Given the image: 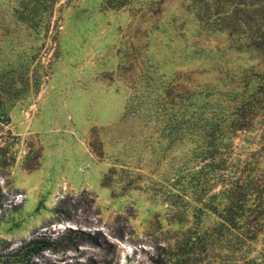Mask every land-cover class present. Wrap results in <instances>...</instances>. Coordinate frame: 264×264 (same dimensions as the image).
Here are the masks:
<instances>
[{
	"label": "rangeland",
	"instance_id": "obj_1",
	"mask_svg": "<svg viewBox=\"0 0 264 264\" xmlns=\"http://www.w3.org/2000/svg\"><path fill=\"white\" fill-rule=\"evenodd\" d=\"M181 1L162 6L175 27L165 36L148 30L137 7L60 0L45 32L20 26L9 14L14 0H0V73L12 75L17 93L0 109V239L13 245L75 228L98 237L45 250L34 264L227 263L223 251L183 252L192 217L174 208L179 200L167 202L175 192L167 174L183 165L163 150L150 117L130 114L153 68L169 75L187 62L182 31L193 30ZM38 58L36 90L20 92L19 61ZM255 142L253 132L235 138L252 150Z\"/></svg>",
	"mask_w": 264,
	"mask_h": 264
},
{
	"label": "trees",
	"instance_id": "obj_2",
	"mask_svg": "<svg viewBox=\"0 0 264 264\" xmlns=\"http://www.w3.org/2000/svg\"><path fill=\"white\" fill-rule=\"evenodd\" d=\"M59 1L14 0L9 14L20 26H42L46 32ZM167 1L102 4L112 9L137 7L148 15L150 32L156 27L167 36L175 28L161 19ZM183 3L193 30L182 31L187 62L169 75L153 68L145 87L136 91V103H129L130 114L150 117L163 150L171 156L177 151L176 164L183 165L167 174L175 189L167 202L174 205L179 200L182 206L174 208L192 217L194 229L185 235L183 252L223 251L226 264H264V0ZM242 54L249 59H241ZM31 64L19 61L20 92L37 88L34 75L42 66L40 58ZM137 67L133 65L135 74ZM11 76L0 73V109L3 98L17 96ZM241 132L254 133L257 150L235 143ZM1 199L0 193V205ZM97 242L94 232L80 228L65 229L56 237L34 233L13 245L0 239V264H34L45 250Z\"/></svg>",
	"mask_w": 264,
	"mask_h": 264
}]
</instances>
